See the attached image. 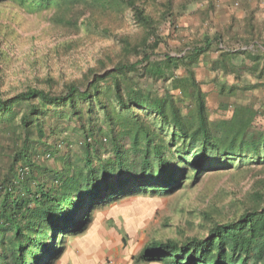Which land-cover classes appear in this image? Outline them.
Returning a JSON list of instances; mask_svg holds the SVG:
<instances>
[{
	"label": "trees",
	"instance_id": "trees-1",
	"mask_svg": "<svg viewBox=\"0 0 264 264\" xmlns=\"http://www.w3.org/2000/svg\"><path fill=\"white\" fill-rule=\"evenodd\" d=\"M17 1L53 10L50 22L71 35L84 29L86 37H113L118 52L78 79L44 76L14 94L0 91V264H55L63 239L84 234L94 212L110 203L174 194L232 161L264 165L256 111L239 105L229 119L212 120L195 76L214 51L213 72L236 71L224 63L238 54L254 62L258 56L223 52L220 33L194 42L182 56L157 54L169 37L162 36L165 25L193 0ZM234 2L243 7L246 0ZM243 32L239 46L256 35L250 19ZM79 43L57 45L56 56ZM258 176L237 218L214 223L203 238L152 241L137 260L264 264V174Z\"/></svg>",
	"mask_w": 264,
	"mask_h": 264
},
{
	"label": "rangeland",
	"instance_id": "rangeland-1",
	"mask_svg": "<svg viewBox=\"0 0 264 264\" xmlns=\"http://www.w3.org/2000/svg\"><path fill=\"white\" fill-rule=\"evenodd\" d=\"M193 1L171 26L166 24L163 28L162 36L169 37L158 55L182 56L189 53L194 42L221 32V28L232 18H242L244 8L253 10L252 15L264 29V0H246L243 7L234 0ZM53 12L49 9L37 11L31 4L22 5L17 0L0 1L1 92L14 94L26 84L34 85L35 78L44 76H51L60 82L78 79L94 67L97 60L118 52L113 37H86L84 29L78 35H71L54 25L50 22ZM126 32L131 33L133 29ZM75 40L80 41L78 48L66 56H56L57 45ZM211 56L215 58L218 53L212 52L196 69L200 80L206 73L204 63ZM208 85L204 84V90H208ZM155 87H160L159 92L162 93V85L156 84ZM206 95L212 120L231 117L234 109L228 112L222 110L213 91H206ZM262 98L247 94L245 100L239 103L250 104L254 108L257 115L253 125L257 128L264 127ZM231 106L234 104L231 103ZM247 162L248 159L232 161L227 169L203 174L194 185L183 187L184 182L181 189L171 195L123 198L95 211L93 220H100L102 215L108 220L109 215L119 214L115 216L118 217L116 221L122 226H130L129 238L134 245L142 239L151 242L203 238L214 223L237 218L249 204L248 194L258 175L261 177L264 174V165L250 166ZM191 177L192 172L188 173V178ZM106 222L112 225V220Z\"/></svg>",
	"mask_w": 264,
	"mask_h": 264
},
{
	"label": "crops",
	"instance_id": "crops-1",
	"mask_svg": "<svg viewBox=\"0 0 264 264\" xmlns=\"http://www.w3.org/2000/svg\"><path fill=\"white\" fill-rule=\"evenodd\" d=\"M252 21L256 28V35L251 38L252 41L245 42L239 46L237 34L244 33L246 20ZM264 25V24H263ZM233 28L232 32L230 28ZM260 23L255 20V16L245 13L242 18H232L229 23L221 28L222 44L219 48L223 52H242L246 51L258 56V61L247 59V55L238 54L232 61H226L224 65L231 68L235 67L234 72L212 71V64L217 57H210L205 62L206 73L200 80L196 74L197 82L201 84V90L206 95V91H213L218 97L220 105L226 108L227 112L238 107L240 102L245 100L247 94L263 97L264 102V29ZM260 28V29H259ZM261 30V34H260ZM232 34V35H231ZM220 63L222 64L221 56ZM222 66V65H221ZM261 70V71H260ZM209 83L208 90H204V84ZM212 86V87H211ZM207 99V95H206ZM231 103L234 106H231ZM239 104V105H238ZM249 106L250 104H241ZM223 109V108H222ZM254 109V108H252ZM234 110L232 111V115ZM231 115V117H232ZM119 214L109 215V225L105 216H101L98 221L92 220L89 229L82 235L76 237H67L64 240V251L55 264H106L108 259H113L120 264H160L154 262L138 261L137 257L148 242L146 239L139 240L135 245L131 241L130 226H122L115 217ZM126 235H128L126 237ZM152 242V241H151Z\"/></svg>",
	"mask_w": 264,
	"mask_h": 264
},
{
	"label": "built area",
	"instance_id": "built-area-1",
	"mask_svg": "<svg viewBox=\"0 0 264 264\" xmlns=\"http://www.w3.org/2000/svg\"><path fill=\"white\" fill-rule=\"evenodd\" d=\"M106 264H120V263H117L115 260L113 259H108Z\"/></svg>",
	"mask_w": 264,
	"mask_h": 264
}]
</instances>
